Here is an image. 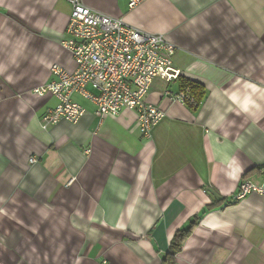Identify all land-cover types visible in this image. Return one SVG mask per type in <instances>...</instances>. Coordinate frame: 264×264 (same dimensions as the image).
I'll list each match as a JSON object with an SVG mask.
<instances>
[{"label": "crops", "instance_id": "crops-1", "mask_svg": "<svg viewBox=\"0 0 264 264\" xmlns=\"http://www.w3.org/2000/svg\"><path fill=\"white\" fill-rule=\"evenodd\" d=\"M81 1L164 34L204 97L188 106L167 94L179 78H155L145 98L164 116L151 138L134 109L99 116L78 93L82 118L43 129L57 99L33 89L52 64L76 68L61 44L71 4L0 0V264H160L205 209L177 264H264V198H234L244 177L264 180V168L246 175L264 166V0Z\"/></svg>", "mask_w": 264, "mask_h": 264}, {"label": "built area", "instance_id": "built-area-1", "mask_svg": "<svg viewBox=\"0 0 264 264\" xmlns=\"http://www.w3.org/2000/svg\"><path fill=\"white\" fill-rule=\"evenodd\" d=\"M69 1L71 11L61 44L73 56L76 68L68 71L52 64L50 71L55 78L33 89L37 95L51 94L57 99L56 105L43 114L41 127L46 129L61 120L77 123L86 112L71 99L73 93H78L95 105L99 116L118 115L124 107L134 109L140 134L151 138L164 111L145 97L155 78H178L180 71L172 65L176 46L162 33L131 26L122 18L91 9L81 0ZM143 1L128 0V7ZM167 94L186 105H196L188 87ZM29 161L37 160L30 157ZM252 193L264 198V180L244 177L234 198L243 199Z\"/></svg>", "mask_w": 264, "mask_h": 264}, {"label": "trees", "instance_id": "trees-1", "mask_svg": "<svg viewBox=\"0 0 264 264\" xmlns=\"http://www.w3.org/2000/svg\"><path fill=\"white\" fill-rule=\"evenodd\" d=\"M180 80L179 86L181 87L180 90L185 89V87H188L190 93L193 95L194 100L196 102V105L191 106V107H196L201 100L204 97V86L198 82L186 79L184 77H178ZM190 106V105H188ZM264 168V166L261 167H254L253 169L249 170L246 175H248L249 173L255 172V171H260ZM213 205H210L207 207V209L212 208ZM205 210H202L201 213L193 216L187 225H185L182 228L177 229L168 246V249L166 251V253L162 256L161 258V263L160 264H177L176 262V255L178 254V252L181 249V245L184 241V239L190 234L191 229L197 224V222L200 220V218L202 217V215L205 213Z\"/></svg>", "mask_w": 264, "mask_h": 264}]
</instances>
